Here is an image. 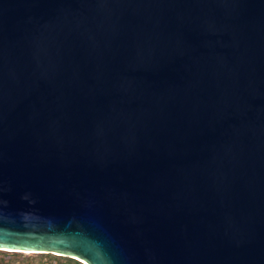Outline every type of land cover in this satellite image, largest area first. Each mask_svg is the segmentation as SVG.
<instances>
[{
  "label": "water",
  "instance_id": "95a60500",
  "mask_svg": "<svg viewBox=\"0 0 264 264\" xmlns=\"http://www.w3.org/2000/svg\"><path fill=\"white\" fill-rule=\"evenodd\" d=\"M0 250L264 264V0H0Z\"/></svg>",
  "mask_w": 264,
  "mask_h": 264
},
{
  "label": "rangeland",
  "instance_id": "374dc122",
  "mask_svg": "<svg viewBox=\"0 0 264 264\" xmlns=\"http://www.w3.org/2000/svg\"><path fill=\"white\" fill-rule=\"evenodd\" d=\"M40 255L41 254L13 253L8 250H0V264H75L73 262H68L64 257L58 256L57 259L48 258L46 260V258Z\"/></svg>",
  "mask_w": 264,
  "mask_h": 264
},
{
  "label": "trees",
  "instance_id": "16d2710c",
  "mask_svg": "<svg viewBox=\"0 0 264 264\" xmlns=\"http://www.w3.org/2000/svg\"><path fill=\"white\" fill-rule=\"evenodd\" d=\"M13 253H17V252H13ZM19 253H21V252H19ZM35 254H41L40 256L46 258V260L48 258L57 259V257L59 256V255H54V254H50V253H35ZM60 257H64V256H60ZM64 258H66L68 262H73L75 264H83V263H81L78 260L73 259V258H69V257H64ZM39 260H42V259H39Z\"/></svg>",
  "mask_w": 264,
  "mask_h": 264
},
{
  "label": "bare ground",
  "instance_id": "6f19581e",
  "mask_svg": "<svg viewBox=\"0 0 264 264\" xmlns=\"http://www.w3.org/2000/svg\"><path fill=\"white\" fill-rule=\"evenodd\" d=\"M24 253H26L27 251H23Z\"/></svg>",
  "mask_w": 264,
  "mask_h": 264
}]
</instances>
